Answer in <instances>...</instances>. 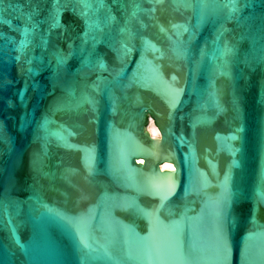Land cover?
I'll list each match as a JSON object with an SVG mask.
<instances>
[{
  "label": "water",
  "instance_id": "obj_1",
  "mask_svg": "<svg viewBox=\"0 0 264 264\" xmlns=\"http://www.w3.org/2000/svg\"><path fill=\"white\" fill-rule=\"evenodd\" d=\"M0 264H264V0H0Z\"/></svg>",
  "mask_w": 264,
  "mask_h": 264
},
{
  "label": "bare ground",
  "instance_id": "obj_2",
  "mask_svg": "<svg viewBox=\"0 0 264 264\" xmlns=\"http://www.w3.org/2000/svg\"><path fill=\"white\" fill-rule=\"evenodd\" d=\"M147 130L149 131V133L152 137H154V138L159 137V132H158L157 128L154 126L153 121H150L149 125L147 126ZM141 163H142V161H141ZM160 169H161V171H166V170L170 171V170H174V167H173V164L165 162L161 165Z\"/></svg>",
  "mask_w": 264,
  "mask_h": 264
}]
</instances>
